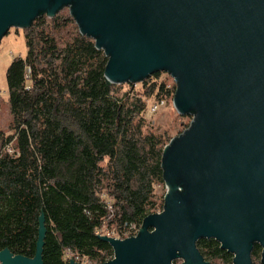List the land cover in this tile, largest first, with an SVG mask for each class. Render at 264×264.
<instances>
[{
    "label": "water",
    "instance_id": "1",
    "mask_svg": "<svg viewBox=\"0 0 264 264\" xmlns=\"http://www.w3.org/2000/svg\"><path fill=\"white\" fill-rule=\"evenodd\" d=\"M65 7L107 57L108 85L166 73L175 111L192 116L162 150V211L135 237L98 236L104 264H205L201 239L232 264H264V0H0V41ZM45 236L40 213L34 256L4 249L0 264H42Z\"/></svg>",
    "mask_w": 264,
    "mask_h": 264
},
{
    "label": "trees",
    "instance_id": "2",
    "mask_svg": "<svg viewBox=\"0 0 264 264\" xmlns=\"http://www.w3.org/2000/svg\"><path fill=\"white\" fill-rule=\"evenodd\" d=\"M64 9L22 30L25 57L6 70L12 135L0 132V251L32 258L43 213L42 264H104L113 253L98 230H137L162 211L155 186L164 183L169 141L144 115L151 97L175 91L157 82L160 73L138 82L139 90L108 85L107 57ZM196 248L209 264L232 262L214 240Z\"/></svg>",
    "mask_w": 264,
    "mask_h": 264
},
{
    "label": "rangeland",
    "instance_id": "3",
    "mask_svg": "<svg viewBox=\"0 0 264 264\" xmlns=\"http://www.w3.org/2000/svg\"><path fill=\"white\" fill-rule=\"evenodd\" d=\"M64 13L69 15L68 8L63 10ZM48 20L50 18L47 17ZM26 54L25 41L23 31L20 29H10L5 37L0 41V132L5 136L12 135L10 131L11 125V115L9 110L8 102V89L6 86L5 74L6 70L15 58H24ZM157 82H165L166 89L175 91V83L172 78L166 73H160ZM140 83L132 85L135 90H139ZM123 90H126L127 85L123 84ZM174 93H170L167 96H163L162 106L154 114L149 113V107L157 102L154 97H151L147 101L146 114L144 115L146 124L151 128L156 134H164L168 141L181 135L189 127L192 120V116L185 115L180 116L175 111L172 100ZM160 102V101H159ZM166 188L164 183L162 185L155 186V196L159 199L164 196ZM161 212V210L159 209ZM158 211V213H160ZM104 235L108 234L109 238L114 239H125L127 232H122L119 234L118 230L112 228L108 230L103 227ZM70 257V255H68Z\"/></svg>",
    "mask_w": 264,
    "mask_h": 264
},
{
    "label": "built area",
    "instance_id": "4",
    "mask_svg": "<svg viewBox=\"0 0 264 264\" xmlns=\"http://www.w3.org/2000/svg\"><path fill=\"white\" fill-rule=\"evenodd\" d=\"M162 106V101L157 102L155 104H153L152 106L149 107V113L150 114H154L156 113V111L159 109V107ZM140 229V228H139ZM139 229L135 230L134 228L129 229L126 234V238H130V237H135L139 231ZM97 235L101 236V237H109L108 234L104 235L103 229H100L97 231ZM123 240V239H120Z\"/></svg>",
    "mask_w": 264,
    "mask_h": 264
},
{
    "label": "flooded vegetation",
    "instance_id": "5",
    "mask_svg": "<svg viewBox=\"0 0 264 264\" xmlns=\"http://www.w3.org/2000/svg\"><path fill=\"white\" fill-rule=\"evenodd\" d=\"M204 263L205 264H209L207 262H204ZM174 264H183V261L182 260H177V261L174 262ZM231 264H232V262H231Z\"/></svg>",
    "mask_w": 264,
    "mask_h": 264
}]
</instances>
